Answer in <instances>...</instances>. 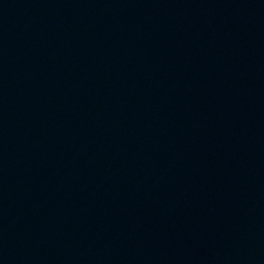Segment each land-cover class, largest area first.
<instances>
[{
	"label": "water",
	"instance_id": "95a60500",
	"mask_svg": "<svg viewBox=\"0 0 264 264\" xmlns=\"http://www.w3.org/2000/svg\"><path fill=\"white\" fill-rule=\"evenodd\" d=\"M0 264H264V0H0Z\"/></svg>",
	"mask_w": 264,
	"mask_h": 264
}]
</instances>
